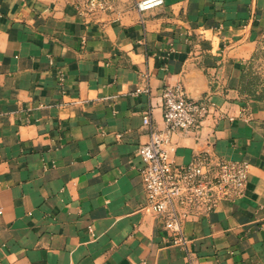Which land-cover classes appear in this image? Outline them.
Masks as SVG:
<instances>
[{
	"label": "crops",
	"instance_id": "obj_1",
	"mask_svg": "<svg viewBox=\"0 0 264 264\" xmlns=\"http://www.w3.org/2000/svg\"><path fill=\"white\" fill-rule=\"evenodd\" d=\"M141 1L0 0V264H264V100L240 92L264 0ZM176 86L219 112L173 134L175 166L250 165L240 197L184 221L190 260L143 208L138 153Z\"/></svg>",
	"mask_w": 264,
	"mask_h": 264
},
{
	"label": "built area",
	"instance_id": "obj_2",
	"mask_svg": "<svg viewBox=\"0 0 264 264\" xmlns=\"http://www.w3.org/2000/svg\"><path fill=\"white\" fill-rule=\"evenodd\" d=\"M113 2L80 0L78 12L110 11ZM162 5L164 0H143L137 3V8L144 12ZM143 92L150 93V90ZM162 98L165 128L155 129L150 114L143 118L149 129L148 140L138 149L144 164L140 172L146 194L143 208L160 219L168 241L182 247L190 260L184 221L194 215L211 213L219 200L240 197L249 181L250 165L245 161L214 163L208 153H201L194 156L188 165L175 166L170 156L173 134L201 128L219 110L211 102L189 98L181 86L165 89Z\"/></svg>",
	"mask_w": 264,
	"mask_h": 264
},
{
	"label": "trees",
	"instance_id": "obj_3",
	"mask_svg": "<svg viewBox=\"0 0 264 264\" xmlns=\"http://www.w3.org/2000/svg\"><path fill=\"white\" fill-rule=\"evenodd\" d=\"M260 54L264 55L263 48L254 54L241 77L240 92L249 100H264V72L261 73L254 68L255 60Z\"/></svg>",
	"mask_w": 264,
	"mask_h": 264
},
{
	"label": "rangeland",
	"instance_id": "obj_4",
	"mask_svg": "<svg viewBox=\"0 0 264 264\" xmlns=\"http://www.w3.org/2000/svg\"><path fill=\"white\" fill-rule=\"evenodd\" d=\"M263 51H264V46H263ZM254 68L261 73L264 72V55L263 54H260L259 57L255 60Z\"/></svg>",
	"mask_w": 264,
	"mask_h": 264
}]
</instances>
